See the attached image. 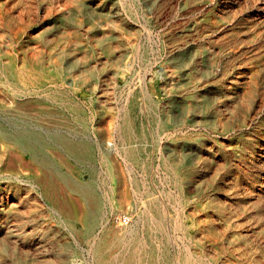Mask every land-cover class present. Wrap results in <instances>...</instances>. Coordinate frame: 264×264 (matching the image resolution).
I'll list each match as a JSON object with an SVG mask.
<instances>
[{
    "label": "rangeland",
    "instance_id": "rangeland-1",
    "mask_svg": "<svg viewBox=\"0 0 264 264\" xmlns=\"http://www.w3.org/2000/svg\"><path fill=\"white\" fill-rule=\"evenodd\" d=\"M1 1L10 7L27 6L26 19L31 23H27L22 43L45 46L46 59L58 60L61 71L72 70L80 78H94L104 68L114 66L112 57H96L101 41L79 34L74 26L79 22L85 25L87 13L82 3L85 0ZM49 6H55L56 10L49 13ZM109 10L112 14H105V19L113 24L111 28L123 53L120 58L130 66L132 82L128 86L124 84V78H120L117 86H108L106 101H100L97 96L89 98L91 93L85 83L81 82L68 91L67 82L60 76L57 80L58 94L63 97L72 94L73 101L66 103L67 98H64L63 104L54 106L56 111L67 115L56 117L55 121L83 125L77 128L84 129V132L68 133L61 128L54 133L56 161L63 164L64 170L71 168L79 180L49 179V171L42 163L44 149L39 150L42 163L38 164L40 182L37 192L32 189L23 206L27 211L25 218L33 219L41 238L43 263L93 264L97 261L94 239L96 236L108 237L104 232L108 219L111 225L121 223L123 215L112 212L111 206L119 200L123 190L130 199L128 206L135 217L134 206L140 209L145 201H152L163 208L161 218L167 222L178 220V224L170 227L164 225L144 231L146 251L157 258V264H183L185 252L192 254L197 264L203 256L211 264H235L206 240L207 211L216 213L221 203L239 202L230 183L229 186L220 185L214 178L216 165L210 154L217 152L220 158L219 173L224 174L232 166L228 179L240 175L249 181L252 172V168L248 170L249 164L264 160V71L259 70L251 84L257 90L254 107L248 110L250 106L246 99L233 104L235 115L217 127L213 122L180 117L168 119L166 129L159 131L154 119L157 109L151 110L149 106L152 101L168 99L161 89V84H171L167 71L173 73L175 80L172 100H181L195 92L199 88L193 87L195 76H199L196 64L204 71V85L213 93L219 92L241 63L246 68L264 59V31L257 32L255 39L250 40L248 30L255 22L251 9L236 6L220 15L218 8L210 6L208 0H106L103 12ZM53 37V42H47ZM109 41L106 38L104 43ZM190 47L198 48L199 53L194 57H173L179 49ZM247 75L241 79H247ZM127 97L131 102L127 103ZM125 105L137 131L131 143H124L135 152V157L128 161L116 153L106 156L102 150L108 146L107 140L115 141L121 147L123 140L114 130ZM103 106L107 112L103 115L105 117H102ZM67 140L88 146V153L68 154L64 147ZM159 146H164L163 153L174 166L169 178L159 166L162 154ZM259 165L255 170L264 172V164ZM202 169L205 170L203 180L200 178ZM23 173L29 176L30 170L24 169ZM53 183H57V195H60V201L54 202V206L64 208L59 214L52 208L51 196L47 195L49 185ZM69 183L85 185L91 193L79 194L70 188ZM24 187L30 189L28 185ZM84 210L85 216H79ZM249 211L253 212L251 208Z\"/></svg>",
    "mask_w": 264,
    "mask_h": 264
},
{
    "label": "bare ground",
    "instance_id": "bare-ground-1",
    "mask_svg": "<svg viewBox=\"0 0 264 264\" xmlns=\"http://www.w3.org/2000/svg\"><path fill=\"white\" fill-rule=\"evenodd\" d=\"M208 2L213 8H218L217 12H220V15L226 13L224 11L228 8L236 6H246L251 9V17H254L253 22H255L248 30L250 40L255 39L257 32L264 31V0H208ZM82 3L86 6L87 17L85 25L83 22L74 25L77 27V32L101 41L102 44L96 51L98 59L106 56L114 59V66L111 69L104 68L94 78H80L79 75L72 73V70L61 71L58 60H52L51 57L49 61L46 59L45 46L33 42L23 44V33L28 21L31 23L26 19L27 6L10 7L0 0V264H44L41 238L33 219L25 218L27 211L23 206L30 197L31 190L37 192L40 182L39 150L44 149L45 156L42 163L49 171V179L57 177L65 181L79 180L71 168L63 169V164L56 161L53 153V148L56 147L55 130L63 128L61 130L68 133L84 132V129L77 128L83 125L55 121L56 117L67 115L56 111L54 106L57 103L63 104L66 100V103L73 101L72 94L68 93L70 96L64 97L58 94L56 86L59 76L67 82L68 91L82 82L91 93L89 98L97 96L100 101H106L108 86H117L120 78H124L125 85L129 86L132 82L130 66L120 58L123 53L119 49L120 41L116 39L117 35L111 28L113 24L105 19V14L109 16L112 14L110 10L107 13L103 12L106 0H85ZM54 9L56 10L55 6H49L47 11L50 13ZM106 38L110 41L104 43ZM54 40V37L48 38L47 42ZM177 53L174 58L185 55L194 57L199 53V49L182 48ZM243 66L241 63L229 82L223 85L219 92L213 93L204 85L202 80L204 71H201L196 64L199 76H195L196 83L193 87H202V89L197 92L198 88L181 100L177 98L172 100L175 80L173 73L166 70L167 76L171 78V84H161V89L168 99L152 101V105L149 106L151 110L157 109L154 114L157 129L159 131L166 129L168 119L180 117H194L198 122H213L217 127L230 116L235 115L236 110L232 105L242 102L243 99L247 100L250 106L248 110H251V106L254 107L256 103L257 91L251 84L257 72L264 71V59L246 68ZM246 75L247 79L242 80V76ZM149 94L150 96L153 94V88L149 90ZM128 102H131L130 97H127ZM102 111V117H105L103 115L107 112L104 106ZM118 118L114 131L120 134L122 145L119 147L115 141L107 140L108 146L103 147L102 150L106 156L116 153L123 160L128 161L135 157V152L124 143L130 142L137 131L126 105ZM64 147L70 155L88 153V146L73 144L70 140L64 143ZM159 149L162 151L159 166L163 167L165 177L169 178L174 172V166L163 153L164 146H159ZM210 159L216 165L214 178L220 185L229 186L230 183L239 202L221 203L219 211L223 209L224 212L207 211L209 213L205 222L206 240L213 248L220 249L222 253L228 255L227 260L232 263L264 264V172L255 170L260 166L259 163L264 164V160H255L249 164L248 170L252 168V172L249 175L250 180L246 181L240 175L228 179L232 166L224 174L219 173L217 166L220 158L217 152H211ZM237 168L240 169L238 165ZM24 169L30 170L29 176L24 175ZM207 169L209 168L206 167ZM200 175L203 180L205 170L202 169ZM72 184L69 183L70 188L79 194L91 193V189L85 185ZM25 185L30 186V189H26ZM49 187L47 195L51 196L52 208L59 214L64 208L54 206V202L60 201V195H57L58 185L53 183ZM84 197L88 201L86 196ZM129 202V197L121 190L119 200L112 204L111 208L112 212L129 216V222L124 223L120 220V224L111 225L110 219L107 220L104 232L108 237L96 236L94 246L92 245L97 259L93 264H157V258L146 251L147 241L144 239V231L155 230L164 225L170 227L175 223L178 224V220L171 219L167 222L161 218L163 208L152 201H145L140 209L134 206L136 207L134 210L137 211L135 217L134 213H131L132 208L128 206ZM250 208L253 212L249 211ZM85 214L86 210L80 211L79 216L83 217ZM182 261L183 264H197L189 252L184 253ZM198 264H211V261H207L203 256Z\"/></svg>",
    "mask_w": 264,
    "mask_h": 264
},
{
    "label": "built area",
    "instance_id": "built-area-1",
    "mask_svg": "<svg viewBox=\"0 0 264 264\" xmlns=\"http://www.w3.org/2000/svg\"><path fill=\"white\" fill-rule=\"evenodd\" d=\"M121 221L124 222V223H128L129 222V216L123 215L122 218H121Z\"/></svg>",
    "mask_w": 264,
    "mask_h": 264
}]
</instances>
